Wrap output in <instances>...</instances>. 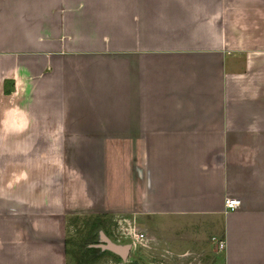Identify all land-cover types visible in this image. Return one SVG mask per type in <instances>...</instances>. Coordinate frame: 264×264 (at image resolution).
Instances as JSON below:
<instances>
[{
	"label": "crops",
	"instance_id": "1",
	"mask_svg": "<svg viewBox=\"0 0 264 264\" xmlns=\"http://www.w3.org/2000/svg\"><path fill=\"white\" fill-rule=\"evenodd\" d=\"M72 213L264 264V0H0V264Z\"/></svg>",
	"mask_w": 264,
	"mask_h": 264
},
{
	"label": "rangeland",
	"instance_id": "2",
	"mask_svg": "<svg viewBox=\"0 0 264 264\" xmlns=\"http://www.w3.org/2000/svg\"><path fill=\"white\" fill-rule=\"evenodd\" d=\"M126 224L117 213L69 214L66 264H222V253L209 237L184 233L177 239L181 232L172 233L174 227L169 224L156 228L154 219L152 228H129ZM183 229L187 231V227ZM194 229L199 230L197 226ZM103 237L118 245L129 244L128 254L123 258L102 248Z\"/></svg>",
	"mask_w": 264,
	"mask_h": 264
},
{
	"label": "water",
	"instance_id": "3",
	"mask_svg": "<svg viewBox=\"0 0 264 264\" xmlns=\"http://www.w3.org/2000/svg\"><path fill=\"white\" fill-rule=\"evenodd\" d=\"M102 240L104 242L103 244L100 245L102 248L108 249L112 251L113 253L120 255L123 258L128 254V251L130 249L129 244L118 245V244L111 242L106 237H103Z\"/></svg>",
	"mask_w": 264,
	"mask_h": 264
},
{
	"label": "built area",
	"instance_id": "4",
	"mask_svg": "<svg viewBox=\"0 0 264 264\" xmlns=\"http://www.w3.org/2000/svg\"><path fill=\"white\" fill-rule=\"evenodd\" d=\"M239 204V201L236 200V199H233V198H225L224 199V208H225V211L227 210H232L234 208H236ZM141 236V234H139ZM217 245H218V248H222L223 247V242L221 241H217Z\"/></svg>",
	"mask_w": 264,
	"mask_h": 264
}]
</instances>
